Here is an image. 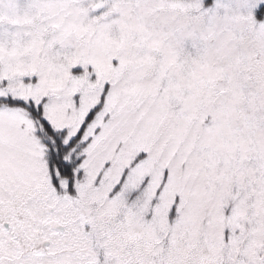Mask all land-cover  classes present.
<instances>
[{"label": "snow or ice", "instance_id": "1", "mask_svg": "<svg viewBox=\"0 0 264 264\" xmlns=\"http://www.w3.org/2000/svg\"><path fill=\"white\" fill-rule=\"evenodd\" d=\"M0 264H264V0H0Z\"/></svg>", "mask_w": 264, "mask_h": 264}]
</instances>
